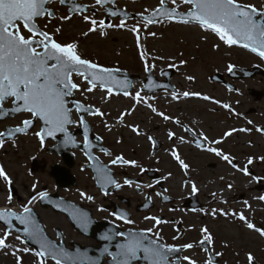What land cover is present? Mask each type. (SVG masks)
I'll return each mask as SVG.
<instances>
[{
    "label": "flooded vegetation",
    "instance_id": "flooded-vegetation-1",
    "mask_svg": "<svg viewBox=\"0 0 264 264\" xmlns=\"http://www.w3.org/2000/svg\"><path fill=\"white\" fill-rule=\"evenodd\" d=\"M49 35L54 41L56 38L60 39L58 36ZM11 101H8L6 107L11 106ZM77 101L84 107L89 106ZM152 101L157 103L160 100ZM200 101L212 104L214 108L210 109L213 110V114L220 110L228 112L227 115L221 114L216 119L217 122H222L219 129L211 128V132L209 125L205 124L208 121L201 118L205 112L199 111V108L198 111L184 108L181 104L185 100H164V105L172 103L168 106L159 103L158 108L155 107L153 117H142L135 123L123 122L129 115L121 113V118L114 123L107 124L104 119L105 128H102L96 120L100 115H91L86 111H72V127L68 130L75 133V140L79 146L74 152V165L71 171L76 186L64 190L69 194L73 192V199L62 197L89 212L91 220L96 223L94 226L96 235L109 237V239L102 238L108 246L124 241V236L118 233L132 231L146 233L158 244L179 249L170 254L169 259L174 264H188L184 257H189L195 261V264H209V261L211 264H248L249 253L254 257V264H264V236L259 251L250 247L234 249L230 247L233 241H228L230 244L224 246L228 242L223 241V229L218 228V232L223 236L213 233L209 223V204L202 194L203 189L196 186L197 191H192V185L195 183L211 182L212 188H215L220 195L221 207L218 208L217 219L223 222L229 221L231 227L238 226L244 231L249 230L246 222H252L256 228L264 230V216L254 214L257 209L264 212V200L260 199L264 197V182L256 173L260 161L256 162L258 156L255 153L250 154L247 150L239 149L237 134L240 130L235 127L234 111L229 106L231 100H226V104L219 100ZM224 105L229 107L225 108ZM251 111H253L251 115H255L256 110L251 109ZM158 113H163L169 119L165 120ZM81 119L84 120L87 129L80 123ZM134 128L139 134L133 131ZM170 132L174 134L171 139ZM227 132H231V135L225 136ZM255 135L249 137L250 146ZM149 137L152 139L150 140ZM197 142L200 146H197ZM81 148H84L88 155L82 152ZM209 148L228 155L235 167L217 156L215 152L208 151ZM173 152L188 165L186 170L174 158ZM51 156L56 159V163H60V158ZM117 156H122L127 161H135L136 166L112 164V160ZM250 158L253 162L248 164ZM78 159H82L83 162L85 160V163H79ZM51 166L45 160L42 170L47 172ZM245 167L248 170L247 175L243 171ZM97 169H104L107 177L116 181L120 187L109 183ZM47 173L50 176L49 172ZM125 180L133 183L125 184ZM44 188L46 189V186ZM82 192L85 196L80 195ZM211 195L212 192L209 196ZM87 196H91L92 199H87ZM217 200L213 199V203L215 204ZM241 214L245 216V221L239 219ZM58 215L66 218L64 214ZM257 216H259L258 220L263 219V222L255 224ZM152 217L162 222L157 225ZM52 228L55 237L61 235L60 242L67 248L78 243L96 250L101 248L100 242L80 234H77L78 241L66 242L65 232L57 225ZM204 228L212 237L211 244L200 243L204 239L205 234L201 231ZM250 230L257 232L254 229ZM239 233L237 235L231 233V237H240ZM86 240L90 241L88 245L85 243ZM248 242L253 243L251 240ZM185 244H192L193 247L183 248ZM110 260L111 256L104 255L103 264H109ZM132 264L139 262L133 261Z\"/></svg>",
    "mask_w": 264,
    "mask_h": 264
},
{
    "label": "rangeland",
    "instance_id": "rangeland-1",
    "mask_svg": "<svg viewBox=\"0 0 264 264\" xmlns=\"http://www.w3.org/2000/svg\"><path fill=\"white\" fill-rule=\"evenodd\" d=\"M238 2L254 5L258 10L264 11V0H238ZM80 4L87 6V12L67 16V8L61 7L59 3H51L49 8L57 12L55 18L49 20L45 17L37 23L45 32L58 36L60 39L56 38L55 40L61 42L62 45L76 44L77 53L81 58L103 68H117L132 76L135 75L132 91L127 95L112 92L109 94L100 87H95L89 92L87 89L90 85L83 77H73V82L79 86L76 99L103 113L96 118L102 128H105L104 119L107 124L114 123L121 118V113L129 115L124 118L123 122L135 123L142 117H153L152 108L156 107L157 109L159 103L163 106L172 103L164 105V100H185L181 104L184 108L187 107L192 111H198L199 108V111L205 112L201 118L208 121L205 124L209 125L212 132V129H219L222 124V122L216 121L219 115H227L228 112L220 110L213 114V110L210 108H214V106L200 100H205L202 98L204 96L209 97L208 100H219L222 103L231 100L229 106L234 111L235 127L240 130L237 134L239 135L237 138L239 149L247 150L250 154L255 153L258 156L256 162L262 156L256 173L257 177L264 182V136L257 131L259 127L264 128V76H257L254 80L235 84L239 90L237 94L229 92L224 86L209 80L210 75L215 74L216 71L225 73L228 65H237L242 68L259 65L264 68V60L252 55L249 50L226 44L213 31L197 24L159 22L149 25L140 19L112 18L109 24L105 25L103 21L107 9L100 7L95 0H81ZM115 5L130 14L147 16L161 6V0H120ZM167 5L170 9L180 12H187L192 8L191 5L179 0H171ZM92 21H95V24ZM122 22L123 26H121ZM92 28L96 30L90 31ZM20 29L22 34H27L21 27ZM166 68L174 69L170 82L175 92L152 94L150 91L152 86L145 89L143 80L148 79L149 73L159 79L160 74ZM189 77L192 79H188ZM251 90L261 92L262 98L256 102L257 99L252 96L253 91ZM185 92L199 93L200 95L185 97L183 95ZM137 93L139 97H137ZM152 100L160 101L154 103ZM251 109L256 110L253 116L248 115ZM26 119L30 120L31 115L22 114L10 118L6 122L0 123V132H4L7 126H21ZM241 129L247 132L244 133ZM37 132H39L38 126L14 140H3V146H0V167L4 169L11 181L9 184L3 177H0V209L7 208L20 213L23 207H30L40 216L41 222L44 223L50 236L56 238L52 227L57 225L65 232L66 242H76L79 240L78 233L73 231L65 217L53 213L51 209L41 208L38 204V196L37 199L30 198L32 194L38 195L37 191L45 186L48 194L57 191L54 179L47 173L50 167L47 172L41 169L45 160L48 161V165L57 164L56 159L46 153L55 143L50 142V144L42 146L39 137L36 136ZM252 134L255 135V138L250 146L249 137ZM32 160H36L40 166L35 172H30ZM78 161L85 163V160L83 162L82 159H78ZM195 186L203 189L201 190L202 194L209 204L208 219L213 233H218L221 236L224 234L223 241H233L224 246L230 244V247L234 249L250 247V249L259 251L262 240L257 236H260L258 231L256 233L250 229L244 231L238 226L231 227L229 221L223 222L221 219H217L218 208L221 207L220 195L215 188H212V183L200 182L195 183ZM210 192H212L211 196H209ZM72 193L69 194L63 189H58V194L66 198L73 199ZM9 196H11L10 201ZM213 199H218L215 204ZM255 213L264 216V212L258 209ZM258 219L259 216H257L255 224L263 222V219ZM219 227L223 229V234L218 232ZM4 232L5 228L0 226V236H3ZM238 232H240V237H231V233L237 235ZM248 240L253 243H249ZM85 243L88 245L90 241L86 240ZM6 244L8 245L6 248L0 249V264H18L17 257H20L19 264H38L39 257L32 249L25 246L24 239L19 235L10 233ZM25 247L29 251H23ZM44 264L56 263L45 261Z\"/></svg>",
    "mask_w": 264,
    "mask_h": 264
},
{
    "label": "snow or ice",
    "instance_id": "snow-or-ice-1",
    "mask_svg": "<svg viewBox=\"0 0 264 264\" xmlns=\"http://www.w3.org/2000/svg\"><path fill=\"white\" fill-rule=\"evenodd\" d=\"M61 2L63 3V0ZM101 2L102 0H97L98 4ZM163 2L164 0H161V4ZM183 2L192 6V9L187 13L188 17L199 22L200 26L213 31L226 44H241L243 47L250 48L251 51L264 57V11L258 10L254 5L239 3L238 0H183ZM46 3L47 0H0V105L8 98H12L13 104L17 105L12 109L13 112H28L33 117L43 121L44 126L36 133L41 143H43L45 136H54L57 132L64 133L65 143H67L70 136L66 131V126L73 121L70 109L66 106V97L71 96L73 90L78 88V85L72 81V74L75 72L83 76L90 85L87 91L91 92L98 84L100 87H106L109 78L112 76V70L102 68L87 59L81 58L77 53L76 44L62 45L54 41L47 32L39 30L35 19L45 14L52 15L45 8ZM164 14L168 16L176 15L175 10ZM92 23L95 24V21H92ZM20 24L30 35L26 36L21 33V29L18 27ZM121 26H123V22ZM95 30V28L90 29V31ZM231 70L232 66L230 65L229 71ZM188 79H192V77ZM106 91L111 94L112 89L106 88ZM125 94L127 95V93ZM183 95L187 97L200 94L185 92ZM137 97H139L138 93ZM202 98L209 99L207 96ZM224 107L229 106L224 105ZM75 108L77 112L86 111L91 115H103L99 109L84 108L79 103H76ZM2 111L3 109L0 107V113ZM152 111L155 112L156 109L153 108ZM158 114L162 115L165 120L169 119L163 113ZM32 123V120H24L22 126H17L8 131V137L11 138L16 133H26ZM80 123L87 129L83 119ZM257 130L261 131L260 129ZM133 131H137V134H139L137 129L134 128ZM173 135L170 132L169 138L171 139ZM229 135H231V132L225 133V136ZM3 136H5V133L0 132V137ZM149 139L152 138L149 137ZM3 143L4 141L0 139V146H3ZM216 143H219V141H216ZM197 146H200L199 142H197ZM208 151L215 152L217 156L222 157L235 167L228 155L212 148H209ZM173 156L182 168L185 170L188 168V165L175 152H173ZM90 159L94 158L90 157ZM252 162L250 158L248 164ZM112 164H132L136 166L135 161H127L122 156L113 159ZM97 171L109 183L120 187L116 181L107 177L104 169H97ZM243 171L245 175L248 174L247 167ZM0 177H3L9 184L11 183L2 167H0ZM124 183L131 185L133 182L125 180ZM192 191H197L194 184L192 185ZM80 195L85 196V193L82 192ZM38 196L40 200H45L48 194L40 192ZM86 198L92 199L91 196ZM32 199H37V197L34 196ZM164 199H167V197H164ZM260 199L264 200V197H260ZM10 200L11 196H9ZM76 218L82 225H86L88 222L84 214H79ZM151 219H154L157 225L162 222L155 217ZM239 219L246 220L243 214L239 216ZM12 220L23 225L26 238L39 245L40 251L36 253L40 257L38 264H44L46 257H51L56 264H61V258L68 257V253L58 249L57 246L51 244L44 237L42 230L32 217L30 207H23L20 213L11 210H0V221L10 225ZM246 226L264 236V230L256 228L253 223L246 222ZM201 231L205 235L200 243L207 242L211 244L212 237L208 234V230L204 228ZM9 234V231L6 230L3 236H0V249L8 246L6 240ZM118 235L123 236L125 234L118 233ZM104 239H109V237L105 236ZM116 247L118 249L116 253H109L114 264H131L132 261L139 259L147 261L148 264H174L169 259L170 254L179 251L173 246L158 244L156 240L146 241L145 236L137 233H128L125 242L118 244ZM182 247L188 249L192 248L193 245L185 244ZM23 251L27 252L29 249L25 247ZM105 252H107V249H105ZM184 259L188 261V264H195V261L189 257H184ZM247 259L248 264H254V257L251 253L248 254ZM17 261L19 264L20 257H17ZM209 264H211L210 261Z\"/></svg>",
    "mask_w": 264,
    "mask_h": 264
},
{
    "label": "water",
    "instance_id": "water-1",
    "mask_svg": "<svg viewBox=\"0 0 264 264\" xmlns=\"http://www.w3.org/2000/svg\"><path fill=\"white\" fill-rule=\"evenodd\" d=\"M50 1H57V0H47V3L45 4V8L47 7V4L50 2ZM61 1V0H60ZM66 0H63V3L61 2L62 5H67ZM116 0H102L101 2V5L102 6H105L106 4L110 3V4H114ZM166 1H169V0H164L163 2V7L159 9V11H156L155 13H153L151 16H147V17H144V16H139L138 18H141V19H145V20H149L151 21L152 23L153 22H156L157 20H168V19H174V20H183V21H190V22H193V23H196V24H199V22L195 21V20H192L190 17L187 16V14H182V13H179L175 10V13L176 15L175 16H168V15H165L164 13L166 12H172L173 10H168L166 8ZM76 2L77 0H72V2L70 4H68V6L70 7V10H69V14H74V13H77V12H80V11H85L86 10V7H83V6H77L76 5ZM47 9V8H46ZM49 12L52 13L51 16L49 17H52L53 16V12L51 10H47ZM109 15H112V16H122L123 18H133V17H136V16H133V15H130V14H126V12H119L117 11L116 9H114L113 11H109ZM43 17V16H41ZM41 17H37L36 19L38 18H41ZM236 45H240L242 46L241 44H236ZM250 49V48H248ZM257 53V52H255ZM258 54V53H257ZM240 72L242 75L240 76H233V78L235 79H246V78H252L257 70L256 68L255 69H252V70H247V69H232V71L230 72V75H234L236 72ZM75 73V72H74ZM73 73V74H74ZM77 74V73H75ZM127 74L125 72H120L118 70H112V76L109 78V82L107 83L106 87H102L104 89L106 88H111L112 89V92H116V93H119V92H127L128 89L130 88V82L132 80V76L127 78L125 77ZM222 76L221 75H218L217 78H213L214 80H218V81H221ZM99 86V84L97 85ZM75 90V89H74ZM73 90V91H74ZM254 94L256 95L257 99H260L262 94L259 93V92H254ZM67 98L66 97V106L68 107V104L71 103V104H74L73 107H75L76 103H75V99H74V95H73V92H72V95L69 96L70 98V101H67ZM9 99V98H8ZM6 102V101H4ZM3 102V103H4ZM3 105V104H2ZM2 105L0 107H2ZM17 105H14L13 104V107H16ZM69 108V107H68ZM3 109V107H2ZM12 109L10 110H5L3 109L2 113H0V122L1 121H4L6 118L12 116V114H20L24 111H20V112H13ZM70 111H71V108H69ZM6 113V114H5ZM36 119H39V118H35L32 120L33 123L32 125L30 126V128L28 129L31 130L32 127L34 126V124L36 123ZM41 122V128L44 126L43 125V121L39 120ZM10 129H14V128H8L7 131L5 132V136L3 137H0L2 139H8V131ZM20 134H24V133H16L13 137L9 138V139H14L15 137H17L18 135ZM69 136H70V139L67 143H65L66 141V137L64 135V133H61V132H57L55 133L54 136H45L44 138V141H46V139L50 138L51 140L55 141L57 143V146L54 147L53 151L60 155L62 158H64V162L66 165L68 166H72L73 164V160H72V156L70 157L67 153H66V150L67 148H72L74 147V144H73V139H74V133H69ZM37 169L36 167V162L33 161V165H32V171H35ZM55 179H56V183L58 185H60L61 187H69V185L72 183L74 184L73 180H69L68 182V177L69 178H72L71 175L69 174V171L68 170H62V171H57L55 168H54V171L51 173ZM45 189H43L42 191L44 192ZM40 205L42 207H48V206H51L52 209L56 212H62V213H65L68 218H70L71 222H72V225L74 226L75 229L79 230L80 233L86 235V236H89L90 233H89V228L85 225H76L74 224V212L77 210L76 206H74L73 204L61 199L58 197V195L54 194L52 196H48L47 199L45 200H41L40 201ZM32 217L33 219L35 220V222L37 223V225L39 226V228L42 230V233L44 235V237L51 242V244L57 246L58 249H62L63 252L65 253H68V257L67 258H61V264H98L100 262V260L98 261V263L95 262V260L91 259V257L89 256L88 254V249H82V250H75V251H71V250H67V249H64V246L61 244L60 246L56 245L51 239L50 237H48L44 231V228L40 222V218L39 216L32 210ZM0 225L6 227L7 231H9V233L11 232H15L21 236H23L27 242L26 244L33 247L34 250L36 252L40 251V248H39V245L28 240L25 236V233L23 231V225H20L18 223V221H15V220H12L11 224L10 225H7L5 224L3 221H0ZM93 232V231H92ZM46 259H52L51 257H46L44 259V261ZM54 260V259H52ZM55 261V260H54Z\"/></svg>",
    "mask_w": 264,
    "mask_h": 264
},
{
    "label": "bare ground",
    "instance_id": "bare-ground-1",
    "mask_svg": "<svg viewBox=\"0 0 264 264\" xmlns=\"http://www.w3.org/2000/svg\"><path fill=\"white\" fill-rule=\"evenodd\" d=\"M151 82L153 81L152 79L150 80ZM149 86H151V84L149 85ZM0 210H9V209H7V208H1ZM101 232V231H100ZM90 239H95L97 242H100V240L104 237L102 234H99L98 236L95 234V233H93V234H90L89 236H88Z\"/></svg>",
    "mask_w": 264,
    "mask_h": 264
}]
</instances>
